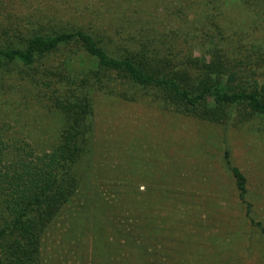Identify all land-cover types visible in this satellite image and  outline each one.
I'll return each instance as SVG.
<instances>
[{
  "label": "rangeland",
  "instance_id": "rangeland-1",
  "mask_svg": "<svg viewBox=\"0 0 264 264\" xmlns=\"http://www.w3.org/2000/svg\"><path fill=\"white\" fill-rule=\"evenodd\" d=\"M106 24L139 38L130 51L113 35L121 45L107 47L114 55L136 57L144 47V68L185 86L219 76L232 92L241 79L264 97V0H0V48L76 29L111 41ZM101 77L89 149L66 173L74 193L42 236L41 264H264V115L244 105L216 109L210 97L189 106L97 71L72 46L32 66L0 58L6 157L15 155L12 139L29 144L31 156L51 152L59 137L53 90L69 102L77 84Z\"/></svg>",
  "mask_w": 264,
  "mask_h": 264
},
{
  "label": "trees",
  "instance_id": "trees-1",
  "mask_svg": "<svg viewBox=\"0 0 264 264\" xmlns=\"http://www.w3.org/2000/svg\"><path fill=\"white\" fill-rule=\"evenodd\" d=\"M108 19L113 20L112 17ZM112 26L106 24V29H103L104 33L107 34L106 30L109 32L111 41L106 40L105 34L84 29L63 30L47 35L33 34L23 47L0 48V58L32 66L40 56L58 53L72 46L97 71L123 74L136 86L158 88L189 106L208 103L212 97L216 109L244 105L251 113L264 115V97L256 87L245 85L241 79L237 89L232 92L227 91L219 76L209 78L202 75L200 82L190 88L173 73L159 75L144 68L139 62L149 61L144 58L145 54H141L144 47L133 52L136 57L112 54L107 49L109 45L121 46L115 43L113 35L119 42L124 40L129 43L121 47L130 48V51L131 47L139 44V38L135 35L124 33L125 29L117 35L112 32ZM48 71L51 77L57 78V82L63 81L62 86L75 91L73 80L59 71L58 67L50 66ZM105 83L101 77L96 84H77L76 88L80 89H77L76 96H71L73 99L69 102L57 89L53 90L51 106L58 112L59 137L51 152L31 156V150H26L29 144L12 139L10 145L15 155L7 158V153L0 146V167L5 162V169L0 168V264H41L42 236L59 214L61 204L74 193L75 183L66 173L80 165L89 149L95 112L92 88H101ZM1 139L0 135V143ZM234 173L239 185L245 187L241 172L235 168Z\"/></svg>",
  "mask_w": 264,
  "mask_h": 264
}]
</instances>
